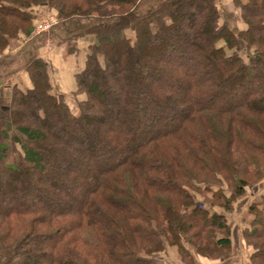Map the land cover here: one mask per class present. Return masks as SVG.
Here are the masks:
<instances>
[{"label": "trees", "instance_id": "trees-1", "mask_svg": "<svg viewBox=\"0 0 264 264\" xmlns=\"http://www.w3.org/2000/svg\"><path fill=\"white\" fill-rule=\"evenodd\" d=\"M148 1L0 0V55L34 33L42 8L61 25L93 20L60 41L71 54L77 38L94 40L77 113L38 56L24 67L32 87L0 96V193L12 204L0 209V264H160L169 247L229 257L227 217L214 208L231 213L264 181V0H234L239 31L216 0L143 13ZM248 213L251 263L264 264V197Z\"/></svg>", "mask_w": 264, "mask_h": 264}, {"label": "rangeland", "instance_id": "rangeland-1", "mask_svg": "<svg viewBox=\"0 0 264 264\" xmlns=\"http://www.w3.org/2000/svg\"><path fill=\"white\" fill-rule=\"evenodd\" d=\"M160 1L162 0H149L143 6L142 12L146 13L147 10L151 9L153 6H155V4L157 5V3H159ZM216 1H217V5L219 8V12L221 13L222 21L226 23L229 27H231L232 30L239 31V30H244L247 28L242 19V13L240 12V9H238L235 6L234 0H216ZM36 12L33 13L35 16V22H34L35 30H34V33L30 36L31 38L26 37L24 34H21L19 41L14 42L13 46L9 47L3 55H0V76H1L0 84L1 83L4 84L5 82V85L1 84L2 86H0V96L3 95L5 100L10 99L11 97V94L13 92L12 89L13 87H15V86L11 87L10 85L11 79H13V76L16 77L17 74L18 75L22 74L20 75V77L19 76L18 77L22 79V81L24 80V83L26 86L28 83L32 87L31 77L24 67L28 63V60L31 59L33 56L40 57L41 51L39 50V46L44 45L46 46V48L48 47V50H51L53 48L52 46L53 42L59 41L57 39H61V37L70 38L73 35H75L77 32H80L82 29L89 27L90 24L93 22L92 19H89L87 21H83L82 23L81 22L78 23L77 21H75V22H70V23L67 22L61 25L59 24V19L56 17L55 14H53L55 18H57L58 24L54 26L53 28L47 30L46 32L41 33L37 31V27L39 26L38 24H40L42 17L45 16L46 13L52 14V11L51 10L49 11L47 8L46 9L42 8L41 10L36 11ZM81 39L82 37L77 38L73 42L76 43V41L81 40ZM222 45L225 46L226 49H228L224 41ZM227 53H230V51L228 50ZM243 58L245 59L246 62H248L249 57L247 54L243 53ZM47 64H48V75H49V70H50L49 62ZM49 78H50V75H49ZM7 81H8V85H7ZM175 87L177 86H175L174 81L172 79H169L167 88H175ZM77 90L76 92H73L70 96H67L68 103L70 104V108L72 112L74 113H77L78 111L77 101L85 98L84 95H80V94L76 96ZM52 93H53V90H52ZM257 95L258 96L264 95V86L260 87V89L257 90ZM240 99H241L240 96L239 97L234 96V98L230 97V99L228 98V100H225V102L227 104L235 103V102H239ZM117 111H119V109H117ZM16 158H18L17 154L15 153L11 154L9 158V162L13 163V159H16ZM46 161H48L47 163H50L49 160H46ZM51 184L52 183L50 182V185ZM66 188H67L66 185L62 186L63 190L68 189ZM3 194H4L3 192L0 193V200H1L0 209L6 208L9 205H12V204H9V205L5 204L6 199ZM69 196L70 198L74 197L72 193H69ZM263 197H264V181L257 183L256 185H251V187H248L246 189V193L242 197L238 198L237 202L233 204V210L231 213H227L224 210V208H221V207L214 208L215 212L221 215L224 214L227 217V224L230 227V231H231L232 247H231V250H229V252L227 253V256L229 257L225 259V261H222V259L218 257L213 258V259L211 258L205 259L204 257H201L197 254L193 255L194 257L193 260L184 259L183 257L180 256L179 249L177 247H169L167 248L166 252H161V253L154 255V258H156V260L160 264H226L230 262L239 261L241 257L240 256L241 255V245H243V249L247 248V250L249 251V253H247L249 255V259H248L249 261L245 263L252 264L251 257H252L253 251L250 249V247L246 246V241L244 239V232L249 228L248 226L254 218V216L249 215L248 213L249 208L252 206V204L256 202L257 203L260 202ZM198 200H199L198 204L204 203V199L199 198ZM37 204H40V206H42V204L39 201H37ZM62 206H64L63 203H62ZM46 209L49 210V208H46ZM191 253H192V250H191Z\"/></svg>", "mask_w": 264, "mask_h": 264}, {"label": "crops", "instance_id": "crops-1", "mask_svg": "<svg viewBox=\"0 0 264 264\" xmlns=\"http://www.w3.org/2000/svg\"><path fill=\"white\" fill-rule=\"evenodd\" d=\"M64 38L65 37H61V39H57L59 40L58 42H53V48L51 50H48V47L46 48L44 45L39 46V50L41 51L40 57L47 63L49 62V75L53 94L70 96L77 90V73L84 68L86 62L85 59L89 54L90 44H92L94 40L92 37H87L76 41V43L73 42L72 44L77 47V51L74 54H71L67 43H60V41ZM20 75L22 74H17L16 77L13 76L10 83L11 87L18 86L22 89L30 88L31 85L27 83L26 86L24 80L22 81V79L19 78ZM1 84L0 86L5 85V82L4 84ZM247 253H249L247 248L243 249V245H241V257L239 261L226 264H246L245 262L249 261V255Z\"/></svg>", "mask_w": 264, "mask_h": 264}, {"label": "built area", "instance_id": "built-area-1", "mask_svg": "<svg viewBox=\"0 0 264 264\" xmlns=\"http://www.w3.org/2000/svg\"><path fill=\"white\" fill-rule=\"evenodd\" d=\"M58 24L57 18L53 15V13H46L45 16L42 17L39 26L37 27L38 32H46L47 30L53 28Z\"/></svg>", "mask_w": 264, "mask_h": 264}]
</instances>
